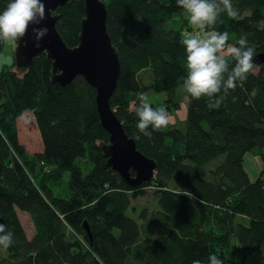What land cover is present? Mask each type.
I'll return each instance as SVG.
<instances>
[{
	"label": "trees",
	"instance_id": "16d2710c",
	"mask_svg": "<svg viewBox=\"0 0 264 264\" xmlns=\"http://www.w3.org/2000/svg\"><path fill=\"white\" fill-rule=\"evenodd\" d=\"M103 1L121 65L110 106L136 147L155 161V173L132 187L106 164L102 146L109 134L99 122L95 89L82 76L66 86L52 81L45 52L22 75L0 68V224L14 233L13 244L0 247L7 254L0 264H208L210 255L223 264H264V63H254L253 73L219 107L184 90L179 96L186 76L183 31L192 28L184 10L175 0ZM232 2L237 17L221 14L216 30L229 33V44L246 35L255 54L264 52V0ZM7 3L0 0V11ZM54 13L63 40L76 46L84 1L68 0ZM176 18L184 24L167 28ZM147 69L145 84L141 73ZM147 91L165 92L161 106L169 113L177 97L187 96L185 126L150 128V137L139 133L130 104ZM25 112L42 146L32 154L19 141L17 119ZM247 152L262 160L255 180L244 167ZM146 187L155 188L158 208L138 222L126 212ZM17 209L30 215V238Z\"/></svg>",
	"mask_w": 264,
	"mask_h": 264
},
{
	"label": "clouds",
	"instance_id": "9594fccd",
	"mask_svg": "<svg viewBox=\"0 0 264 264\" xmlns=\"http://www.w3.org/2000/svg\"><path fill=\"white\" fill-rule=\"evenodd\" d=\"M184 10L189 22L197 30L186 32L182 44L185 50L186 76L183 89L192 98H208L211 107H219L230 90L242 86L253 73L255 51L249 45L246 35H241L235 44H229V33L216 30L221 14L235 19L238 11L232 0H175ZM44 0H8L6 8L0 11V40L18 43L33 28L35 46L47 35V28L41 25L45 19ZM222 22V21H221ZM208 29V30H206ZM219 97V99H217ZM139 102L132 111L138 117L136 128L145 137L152 131L166 128L170 122L169 112L164 106L153 107L147 94L141 93ZM14 233L0 224V247H10ZM192 264H202L193 260ZM208 264H223L215 255L208 257Z\"/></svg>",
	"mask_w": 264,
	"mask_h": 264
},
{
	"label": "water",
	"instance_id": "95a60500",
	"mask_svg": "<svg viewBox=\"0 0 264 264\" xmlns=\"http://www.w3.org/2000/svg\"><path fill=\"white\" fill-rule=\"evenodd\" d=\"M67 1L44 0L46 16L41 25L47 28V35L39 41V47L35 46L33 28L30 26L28 34L16 43L15 65L27 69L35 56L45 52L52 60V81L66 86L77 76H82L94 87L99 122L109 134L108 143L102 146L106 164L128 185L140 186L151 181L156 163L136 147L135 139L125 132L122 122L110 106L121 65L106 27V4L103 0H83L85 15L81 20L79 42L69 47L56 29L58 16L54 13ZM254 63H264V52L255 54ZM83 227L90 237L87 222Z\"/></svg>",
	"mask_w": 264,
	"mask_h": 264
},
{
	"label": "rangeland",
	"instance_id": "374dc122",
	"mask_svg": "<svg viewBox=\"0 0 264 264\" xmlns=\"http://www.w3.org/2000/svg\"><path fill=\"white\" fill-rule=\"evenodd\" d=\"M188 17V16H187ZM181 22L182 19L180 18H176V20L174 21H169L166 23V27L170 28V27H176V28H180L181 27ZM189 22V21H188ZM184 24V22H182ZM189 24H191L189 22ZM186 25V24H185ZM184 25V27H185ZM191 32H195L197 29L191 25ZM185 29V28H184ZM186 31L188 29H185ZM208 30V29H206ZM184 33V31H183ZM234 38L231 39V44H235ZM15 48H16V43H11V42H5L2 40V50H1V54H0V68L2 67H10L11 70L15 71L18 75H22L23 72L25 70L17 67L15 64L14 66H12V63H14V55H15ZM150 70H144L141 73V78L142 80L145 82V84L149 83L150 80ZM183 86L180 85L178 86L176 92L179 96H181L180 94H182L183 92ZM144 94H147V96L149 97L150 101L152 103H155L158 106H161L164 102L165 99L167 98V94L165 92H152V91H147ZM180 97H177L176 99L179 102V105L176 108H173L170 113V121H174L173 123L176 122V126H178L179 128H183V126H185V118H186V99H179ZM139 102V101H138ZM133 102H131L130 104V109H132L133 107ZM178 113L180 117H178V119H175L174 114ZM34 118L32 116V114L30 112H25L23 113V115L20 116V118L17 119V127L19 130V141L24 145L25 149L29 152V153H34L37 151L41 150V141H40V136L39 133L37 131V128L35 126L34 123ZM82 158H78L76 160V163L78 164H82L81 163ZM87 163V162H86ZM261 166H262V160L260 158L259 155L247 152L244 155V167L245 170L249 176V179L251 180H255L256 177L259 176V173L261 171ZM86 167H89V164H86ZM88 169H84V172H86ZM64 180L66 181V185H67V178H68V173L66 172L64 174ZM63 191H65L62 187H58L56 188V192L58 194L63 193ZM56 193V194H57ZM63 196V195H62ZM158 208L157 206V194L155 191L154 187H146L144 192L141 195H138L135 198H131V204H130V208L128 209V211L126 212L127 215L135 218L138 222H143L145 219L148 218V216L154 212L156 209ZM19 221L27 235L28 238L32 237L34 234V228H33V224L30 218V215L26 212V211H22V210H16ZM239 220L246 223V218L243 216H239ZM67 239L72 240L73 236L71 235V231L69 230L66 234ZM143 241L146 243H149V241H151V236H143ZM6 251L3 249H0V259H2L3 257H5Z\"/></svg>",
	"mask_w": 264,
	"mask_h": 264
},
{
	"label": "crops",
	"instance_id": "0c3cea01",
	"mask_svg": "<svg viewBox=\"0 0 264 264\" xmlns=\"http://www.w3.org/2000/svg\"><path fill=\"white\" fill-rule=\"evenodd\" d=\"M186 99V105H187V102H188V98H187V96H182V99ZM181 100V99H180ZM179 105V104H178ZM174 116H175V119L177 120L178 119V117H180L179 116V114L176 112L175 114H174ZM174 121L172 120V121H170L169 123H173ZM176 123V122H175ZM174 123V124H175Z\"/></svg>",
	"mask_w": 264,
	"mask_h": 264
},
{
	"label": "built area",
	"instance_id": "2783aa9c",
	"mask_svg": "<svg viewBox=\"0 0 264 264\" xmlns=\"http://www.w3.org/2000/svg\"><path fill=\"white\" fill-rule=\"evenodd\" d=\"M186 32H191V30H190V31H189V30H187V31H184V37H185V33H186Z\"/></svg>",
	"mask_w": 264,
	"mask_h": 264
}]
</instances>
